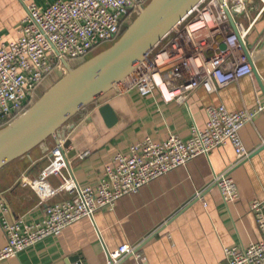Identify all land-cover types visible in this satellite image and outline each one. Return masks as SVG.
I'll return each mask as SVG.
<instances>
[{
	"label": "crops",
	"instance_id": "crops-1",
	"mask_svg": "<svg viewBox=\"0 0 264 264\" xmlns=\"http://www.w3.org/2000/svg\"><path fill=\"white\" fill-rule=\"evenodd\" d=\"M58 1L0 0V38L5 42L19 38L29 5L46 8ZM254 3L248 4L252 18L263 6ZM237 20L246 21L244 17ZM247 49L253 58L252 76L212 94L199 87L185 104L165 102L157 92L142 97L137 90L122 87L103 96L62 133L65 144H70L64 176H71L80 188H95L106 167L117 155H128L132 146L148 138L158 144L171 136L188 140L194 125L203 130L208 107L254 112L264 106V12L247 38ZM51 79L38 88L36 100L56 83ZM105 104L117 116L113 127L99 113ZM240 134L250 153L247 159L239 161L231 144L219 147L151 181L138 193L122 197L113 209L98 210L93 218H83L1 264H108L109 253L122 246L136 247L147 264H226L227 249L248 247L261 239L251 204L264 200V112ZM52 148L42 146L31 157L0 171V202L8 207V211L0 208V250L7 242L3 219L21 225L41 223L48 206L71 197L60 192L43 202L32 187L48 164ZM224 173L237 184L239 199L234 203H225L214 184ZM47 184L58 190L63 181L54 176ZM120 264H134V258Z\"/></svg>",
	"mask_w": 264,
	"mask_h": 264
},
{
	"label": "built area",
	"instance_id": "built-area-1",
	"mask_svg": "<svg viewBox=\"0 0 264 264\" xmlns=\"http://www.w3.org/2000/svg\"><path fill=\"white\" fill-rule=\"evenodd\" d=\"M151 1L59 0L46 8L29 5L19 38L13 42L0 38V130L28 111L47 78L66 71L64 62L78 66L99 47L114 44L128 28L129 19ZM257 1L263 6L252 18L248 4ZM263 12L264 0H202L146 55L123 87L137 90L142 97L157 92L165 102L185 104L199 87L212 94L252 76L253 58L247 38ZM263 112L264 106L254 112L208 107L203 130L194 125L188 140L171 136L158 144L148 138L132 146L128 155H117L106 167L95 188H80L71 176H64L69 161L64 142L57 143L50 165L34 189L45 201L60 192L71 197L48 206L41 223L21 225L3 219L7 242L0 250V264L48 237L60 235L83 218H93L98 210L113 209L122 197L138 193L151 181L219 147L231 144L239 161L247 159L250 153L243 144L241 130ZM52 176L63 178L60 190L47 184ZM214 184L225 203L239 199L237 184L229 173L217 176ZM0 208L8 211L5 203L0 202ZM251 211L261 239L248 247L227 249L226 264H264V200L254 201ZM130 257L134 264H147L139 250L131 246L109 253L108 264H120Z\"/></svg>",
	"mask_w": 264,
	"mask_h": 264
},
{
	"label": "water",
	"instance_id": "water-1",
	"mask_svg": "<svg viewBox=\"0 0 264 264\" xmlns=\"http://www.w3.org/2000/svg\"><path fill=\"white\" fill-rule=\"evenodd\" d=\"M201 1L152 0L108 49L78 66L64 62L67 74L26 113L0 130V171L31 157L50 139L58 143L62 128L103 96L121 88L146 55ZM220 48L225 49V45ZM99 113L108 127L117 123L111 105L101 106ZM69 146L64 145L65 149Z\"/></svg>",
	"mask_w": 264,
	"mask_h": 264
},
{
	"label": "rangeland",
	"instance_id": "rangeland-1",
	"mask_svg": "<svg viewBox=\"0 0 264 264\" xmlns=\"http://www.w3.org/2000/svg\"><path fill=\"white\" fill-rule=\"evenodd\" d=\"M139 14H135V15H133L130 19H129V21H128V26H130L133 22H134V20L137 18V16H138ZM127 26V27H128ZM111 44H105V45H103V46H101V47H99L98 48V51L99 50H103L104 48H106V47H108V46H110ZM93 56L91 55L88 59H90V58H92ZM67 74V69H66V71H61V72H58V73H54V74H52V76H50L49 78H47L45 81H48V80H50L51 78H54V79H51V80H54V81H56V82H58L63 76H65ZM56 79V80H55ZM44 81V82H45ZM125 85V84H124ZM42 86V85H41ZM40 86V87H41ZM39 87V88H40ZM122 88H124L125 89V87H123L122 86ZM38 90V89H37ZM41 98V97H40ZM40 98H38V100L40 99ZM38 100H36L35 98H34V100L32 101V104H31V106L33 105V104H35V102H37ZM95 105V104H94ZM94 105H92V106H94ZM91 106V107H92ZM81 114V113H80ZM80 114L78 115V116H76L70 123H68L64 128H62V130H60V132H59V135H60V137L58 138V143H62V142H64L65 140L63 139V138H61L62 137V133H63V131H65L71 124H73L74 122H76V120H78V118H79V116H80ZM57 143H56V140H54V139H50L47 143H46V145H44V146H48V147H54L55 145H56ZM64 145H65V142H64ZM53 149V148H52ZM64 150H65V152H66V155H67V149H65V147H64ZM51 153H52V150H51V152H50V157H51ZM50 157H49V162H48V164L46 165V167L41 171V173L50 165ZM68 158V157H67ZM6 168H9V167H6ZM4 170V169H3ZM66 171H68V170H65L64 171V175H65V172ZM2 173L3 172H5V170L4 171H1ZM2 173H0V174H2ZM41 173H40V175H41ZM40 175H39V177H38V179L36 180V182L32 185V187L34 188L35 187V184L39 181V178H40ZM69 176V175H68ZM52 177H54V176H52ZM66 178H68L67 176H65ZM51 178V177H50ZM62 181H63V178H62ZM63 184H64V181H63ZM63 184H62V186H63ZM62 186H61V188H62ZM60 188V189H61ZM60 189H58V190H60ZM35 190V189H34ZM57 190V189H56ZM35 192L39 195V197L41 198V201H43V202H45V200H43V197L39 194V192H37L36 190H35ZM55 197V196H54ZM53 198V197H52ZM52 198H50V199H52ZM49 199V200H50ZM56 204V203H55ZM252 245V244H251ZM226 262H227V260H226Z\"/></svg>",
	"mask_w": 264,
	"mask_h": 264
},
{
	"label": "trees",
	"instance_id": "trees-1",
	"mask_svg": "<svg viewBox=\"0 0 264 264\" xmlns=\"http://www.w3.org/2000/svg\"><path fill=\"white\" fill-rule=\"evenodd\" d=\"M113 45V44H112Z\"/></svg>",
	"mask_w": 264,
	"mask_h": 264
}]
</instances>
